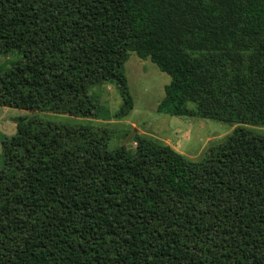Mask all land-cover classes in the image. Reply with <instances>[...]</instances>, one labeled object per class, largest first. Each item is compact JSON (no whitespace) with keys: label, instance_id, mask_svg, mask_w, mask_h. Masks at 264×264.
<instances>
[{"label":"trees","instance_id":"trees-1","mask_svg":"<svg viewBox=\"0 0 264 264\" xmlns=\"http://www.w3.org/2000/svg\"><path fill=\"white\" fill-rule=\"evenodd\" d=\"M132 51L170 76L158 111L232 130L190 159L74 121L105 82L127 114ZM11 53L0 105L28 114L0 135V264H264V0H0Z\"/></svg>","mask_w":264,"mask_h":264},{"label":"rangeland","instance_id":"rangeland-1","mask_svg":"<svg viewBox=\"0 0 264 264\" xmlns=\"http://www.w3.org/2000/svg\"><path fill=\"white\" fill-rule=\"evenodd\" d=\"M16 60V53L0 56V63L6 66ZM123 68L132 98V106L127 114L114 116L122 99L116 85L105 82L90 88L100 106L98 118L76 117L74 120L92 124L106 138L110 148L124 145L127 152L133 154L135 136L142 135L168 144L190 159H198L210 144L221 140L235 126L195 115L175 116L158 111L157 104L164 94V86L170 81V76L149 58H140L133 51L129 52ZM26 114L28 111L22 108L0 105V135L14 133L17 117ZM46 116L53 120L60 117L54 114ZM256 129L264 131V128Z\"/></svg>","mask_w":264,"mask_h":264}]
</instances>
